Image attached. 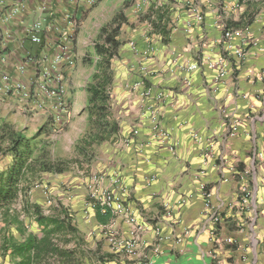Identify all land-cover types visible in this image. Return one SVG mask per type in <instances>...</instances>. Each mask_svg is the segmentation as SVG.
Here are the masks:
<instances>
[{"label": "crops", "instance_id": "obj_1", "mask_svg": "<svg viewBox=\"0 0 264 264\" xmlns=\"http://www.w3.org/2000/svg\"><path fill=\"white\" fill-rule=\"evenodd\" d=\"M92 1L0 0L4 67L15 83L39 95L30 102L11 96L0 103L7 111L4 123L12 121L16 132H27L22 123L28 111L36 112L38 122L47 113L53 121L57 111L61 123L53 129H59L88 106V76L80 83V68H90L93 78L105 62L98 52L96 59L88 56L96 44L84 36L111 0ZM139 3L150 10L141 22L155 29L132 37L136 46L128 52L118 40L113 59L127 71L121 86L126 92L121 101L111 63L110 107L119 105L124 115L102 143L103 163L90 169L87 181L98 189L79 199L77 209L72 198L67 209L82 245L62 247L73 251L71 257H48L44 247L36 252L46 236L37 216L31 215L36 223L18 224L12 215L0 225V264H264V0ZM41 17L62 28L66 18L79 25L75 64L63 70L66 103L58 110L56 100L31 81L59 52L53 33L43 34L47 47L30 41L28 29ZM98 25L102 36L107 27ZM228 31L240 32L242 40L227 39ZM241 41L246 54L237 60L228 46ZM22 65L24 73L18 70ZM13 164L11 156L3 170ZM106 190L123 204L122 211L90 208L94 194ZM31 238L37 242L27 250ZM129 241L138 244L135 256L119 246Z\"/></svg>", "mask_w": 264, "mask_h": 264}, {"label": "rangeland", "instance_id": "obj_2", "mask_svg": "<svg viewBox=\"0 0 264 264\" xmlns=\"http://www.w3.org/2000/svg\"><path fill=\"white\" fill-rule=\"evenodd\" d=\"M101 1L103 0L99 2ZM103 9V19L95 22L97 25L93 28L91 27L94 26V24L88 25V32L90 34H86L84 39H86L89 44L94 43L96 45H102L104 43L99 33V28L101 26L98 24H102L104 27L106 26L108 32L111 34L115 33V31L118 32L116 38L120 40L122 46L125 47L124 50L120 48L119 52L122 50L123 52L125 50L128 52L130 47L134 48V46H136V42L132 37H137L140 34L143 35V33L147 34L148 32H152V28L155 29V26H150L149 22H141L144 17H148L146 14H149L150 10H145V8L139 9L136 6V0H124L121 2L118 0H111ZM90 35H93V40L90 37L87 38V36ZM96 45L93 46V50L88 54V56L91 54L95 59L98 57L96 54ZM127 55L129 56V53ZM111 63L116 73V82L118 86H120L117 89L118 98L122 101L126 88L122 89L121 86L122 80L127 77V71L123 68V65L118 62V59H113ZM80 69L82 72H79V79L77 80L82 83L88 76L87 85L89 86L93 81L91 78V69H87L86 66H81ZM128 72L133 73L134 70L128 68ZM112 76L114 75L112 74ZM0 103L3 102L0 101ZM110 104H112V101ZM34 113L36 112L29 113L28 111V113H25L27 117L24 120H26L27 123H22V127L27 126L28 129L25 134L27 139L30 140V144L34 147L30 159L31 161L20 181L17 198L10 206L0 210V225L11 221L13 219L12 215L15 216V223H36L33 216H31L34 214L33 211L35 210V206L41 207L46 216H59L61 210L64 208L71 209L74 206L77 209L80 207L81 201H79V199L91 197L98 189L94 188L96 186L91 184V181L87 180L90 177L91 167L103 163L102 155L104 147H102V144L94 145L89 153L76 150V145L89 130V103L88 106L86 105L84 108L83 114H79L72 120V124H70V122H64L59 129H53V127H51L50 115L41 116V121L38 122L35 120L37 116H34ZM6 115L7 111L1 106L0 132L4 120H8V116ZM123 115L124 112L119 105L115 109H113L111 105L108 117L112 123L117 124L120 122ZM84 117L86 122L84 121ZM8 123L13 125V122L10 120ZM68 125L72 127L70 128ZM40 129H42V133H38ZM0 148V174L6 175L8 171L3 169L7 166L10 157L13 156L12 153L7 152L10 148V143L7 139L5 141L0 140ZM72 198L76 199L74 200V205L71 207L69 202L72 201ZM78 225L80 224L76 222L77 227ZM82 236H85V234ZM53 238L60 247L70 250H73L75 246L78 247L82 245V240L78 239L77 234L74 235L65 230L63 232H58ZM85 238L86 237H84V239ZM67 239L70 240L69 243H66ZM65 245L68 246L65 247ZM84 250L86 253V248H84ZM78 251L82 252L83 250L80 249ZM86 256L89 262H92L93 257H90L88 254Z\"/></svg>", "mask_w": 264, "mask_h": 264}, {"label": "trees", "instance_id": "obj_3", "mask_svg": "<svg viewBox=\"0 0 264 264\" xmlns=\"http://www.w3.org/2000/svg\"><path fill=\"white\" fill-rule=\"evenodd\" d=\"M103 34L104 43L102 45H96V49L102 56L105 67L94 74L92 78L93 81L87 88L90 107L89 130L76 145V150H81L86 153H89L94 145H100L108 140L118 129L117 124L112 123L108 117L111 100L109 85L113 78L109 68L112 59L118 52L120 44L116 38L118 32L115 31V33L111 34L108 32V28H104ZM51 127H53L52 120ZM13 128V125L5 122L0 132V140H8L10 148L7 152L12 153L14 156V164L11 169L8 170V173L6 175L0 174V210L10 206L17 198L20 181L31 161L30 159L34 151V147L30 144V140L27 139L25 132H16ZM38 133H42V129H40ZM34 209L33 213L37 216L36 220L46 230V236L40 241V245L37 244L36 247L34 246L35 248L33 245L37 240L31 238L26 249L28 250V247H33L34 250L38 252L40 247H44L48 257H71L73 251L63 249L53 238L58 232H63L64 230L72 234H75L77 231L67 209H62L59 216L54 217L44 216L43 210L39 206H35ZM106 216L110 217L109 214ZM107 217L103 219L100 218V220L104 222ZM69 242L70 240L67 239L66 243ZM42 249L43 248H41V252Z\"/></svg>", "mask_w": 264, "mask_h": 264}, {"label": "built area", "instance_id": "obj_4", "mask_svg": "<svg viewBox=\"0 0 264 264\" xmlns=\"http://www.w3.org/2000/svg\"><path fill=\"white\" fill-rule=\"evenodd\" d=\"M93 3L92 0H90ZM138 8H141V4H138ZM67 25L65 28L58 26L55 23H48L45 17L39 18L33 26L28 29V35L30 37V41L37 45L46 44L43 43V34L44 32L53 33L54 37L50 38L52 41L59 46V52L55 53L53 57L48 60L46 59L43 63V66L39 68L32 78V82L38 84L39 90L43 94H47L50 98L56 100V104L53 106L54 110L62 109L66 103V90L64 88L63 79L64 73L63 70L66 66H74L75 64V56L73 54V44L75 40V35L77 33V29L79 27L78 23L74 19L66 18ZM227 39L232 40L233 37L239 38L242 40V36L240 32H231L228 31L225 34ZM229 49L233 52L234 58L237 60H242L245 57V50L243 48V41L240 44H229ZM4 46L0 52V101L4 102L9 99L8 97L14 96L17 97L24 102H30L33 99H38L39 95L35 96V92L31 87H28L24 83L14 82L11 74L7 73L4 65L6 63ZM150 53V49L145 51V55L148 56ZM196 65H192L190 69H196ZM18 70L21 73H24L25 67L18 66ZM66 71V70H64ZM52 85V86H51ZM54 86V87H53ZM52 112V110H51ZM53 113V127H57L61 123V118L57 111ZM50 115L49 113H47ZM197 138V136H195ZM115 183H119V180L116 179ZM90 208L98 209L103 212L108 210L120 212L123 210V204L118 202L111 191H103L94 194L93 201L90 203ZM217 220V219H215ZM119 246L123 247L126 253L129 256H135L138 244L135 241H129L126 243H121ZM146 264H151L146 263Z\"/></svg>", "mask_w": 264, "mask_h": 264}]
</instances>
